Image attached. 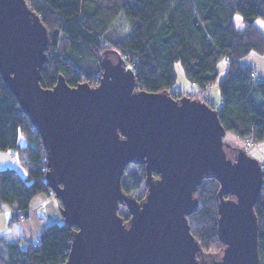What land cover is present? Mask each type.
Returning <instances> with one entry per match:
<instances>
[{"label":"water","instance_id":"1","mask_svg":"<svg viewBox=\"0 0 264 264\" xmlns=\"http://www.w3.org/2000/svg\"><path fill=\"white\" fill-rule=\"evenodd\" d=\"M46 42L26 0H0L1 78L41 137L61 216L77 226L63 264H260L254 203L263 167L242 148L227 154L234 148L217 109L189 95L135 89L125 60L108 56L113 49L104 51L95 85L70 86L59 75L45 88ZM130 163L144 165L142 199L121 188ZM209 175L220 184L221 248L213 256L203 254L187 218Z\"/></svg>","mask_w":264,"mask_h":264},{"label":"trees","instance_id":"2","mask_svg":"<svg viewBox=\"0 0 264 264\" xmlns=\"http://www.w3.org/2000/svg\"><path fill=\"white\" fill-rule=\"evenodd\" d=\"M47 29L45 60L39 83L52 87L59 75L67 84L95 85L102 73L104 51L120 55L134 73L135 89L172 91L173 66L179 62L188 80L197 85L192 97L215 108L205 92L214 83L219 61L226 60L218 82L220 106L217 114L225 131L242 140H264V78L251 76L254 68L244 63L250 53L264 54V33L255 24L264 19V0H26ZM243 22L237 28L233 17ZM126 20L130 30H119ZM255 71V70H254ZM256 73V72H255ZM19 134L26 138L18 141ZM0 150H11L23 167L0 168V211L10 209L6 228L29 216V204L37 194L54 196L45 172L46 152L38 131L20 108L0 75ZM262 185L254 203L258 221V256L264 264V160ZM132 166L121 180V188L135 197L145 192L143 164ZM157 175L154 174V177ZM220 184L213 175L204 176L193 193L197 204L187 216L190 231L204 255H218L217 201ZM143 192V194H144ZM143 194L140 196L142 197ZM227 197V195H224ZM55 197V196H54ZM139 198V197H137ZM58 207L61 206L59 199ZM118 213L127 220L125 206ZM77 226L64 219L42 228L26 243H6L0 237V264H63ZM36 241V242H35Z\"/></svg>","mask_w":264,"mask_h":264},{"label":"rangeland","instance_id":"3","mask_svg":"<svg viewBox=\"0 0 264 264\" xmlns=\"http://www.w3.org/2000/svg\"><path fill=\"white\" fill-rule=\"evenodd\" d=\"M233 21L237 28L243 27V22L241 20L240 15L237 13L235 14ZM255 24L258 26V28L264 33V19L257 18L255 21ZM119 30L121 34L126 35L128 31L130 30L129 25L127 21L122 20L119 26ZM245 60L248 62H251L253 66L258 70V76L264 78V54H256L254 52H250L246 57ZM224 61H219L218 63V73L216 76V79L214 83L208 88V90L205 92V96L209 98L211 104L217 108L220 106V97H219V88H218V82L223 78L225 70L223 69ZM174 74H175V80L173 84L170 86L171 90L175 91H184L185 93L189 94H183V95H189L192 97L194 91H196V87L188 80V78L185 76L182 67L179 62H175L174 66ZM26 138L24 135L19 134L18 141L20 144H24ZM223 140L227 143H229L234 149H227V152L231 151L230 153L235 155L236 148H242L246 150L247 154L258 159L259 161L264 160V140L252 142L250 145H247L245 140H242L238 138L234 132L232 131H226ZM228 148V147H227ZM4 167H10V168H16L19 170L21 174L24 175L25 171L23 167L18 162V159L16 157V154L12 152L11 150H0V168ZM132 169V166L128 167L126 169V172L122 176V180L125 179V174ZM144 190H140L135 193L137 197H140L143 194Z\"/></svg>","mask_w":264,"mask_h":264},{"label":"crops","instance_id":"4","mask_svg":"<svg viewBox=\"0 0 264 264\" xmlns=\"http://www.w3.org/2000/svg\"><path fill=\"white\" fill-rule=\"evenodd\" d=\"M243 60L244 63H248L254 68L256 75L259 74L255 65L253 66V64L245 60V58ZM223 69H226V60H224ZM192 84L197 90V85L194 83ZM181 92L186 94L184 91ZM9 215L10 209L7 207L0 211V237L2 236L6 243L24 244L29 239L37 238L44 226L53 222H61L63 220V217L59 212L56 198L54 196H47L42 193L35 195L31 199L29 204V216L19 222L13 223L10 228L7 229L6 224Z\"/></svg>","mask_w":264,"mask_h":264},{"label":"built area","instance_id":"5","mask_svg":"<svg viewBox=\"0 0 264 264\" xmlns=\"http://www.w3.org/2000/svg\"><path fill=\"white\" fill-rule=\"evenodd\" d=\"M251 76H253V77L256 76V73H255L254 70L251 71ZM99 78H100V76H98V75L95 77L96 80H97V79L99 80ZM246 143H247V145H250V144L252 143V141H250V140H246ZM35 242H36V241H35Z\"/></svg>","mask_w":264,"mask_h":264},{"label":"flooded vegetation","instance_id":"6","mask_svg":"<svg viewBox=\"0 0 264 264\" xmlns=\"http://www.w3.org/2000/svg\"><path fill=\"white\" fill-rule=\"evenodd\" d=\"M227 149H229V148H226V150H227ZM230 152H231V151H229V153L227 152V154H230V155L234 156V155H233V154H231ZM156 177H157V176H156ZM144 193H145V192H144ZM143 196H144V194H143ZM143 196H142V197H139L138 199H142V198H143Z\"/></svg>","mask_w":264,"mask_h":264},{"label":"bare ground","instance_id":"7","mask_svg":"<svg viewBox=\"0 0 264 264\" xmlns=\"http://www.w3.org/2000/svg\"><path fill=\"white\" fill-rule=\"evenodd\" d=\"M112 59V58H111ZM112 60H115V59H112Z\"/></svg>","mask_w":264,"mask_h":264}]
</instances>
